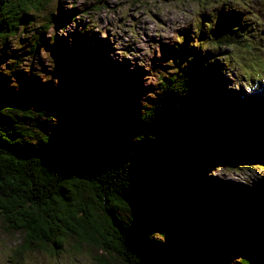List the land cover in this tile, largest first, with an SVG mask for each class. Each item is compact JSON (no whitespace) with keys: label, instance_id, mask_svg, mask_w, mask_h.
I'll use <instances>...</instances> for the list:
<instances>
[{"label":"trees","instance_id":"1","mask_svg":"<svg viewBox=\"0 0 264 264\" xmlns=\"http://www.w3.org/2000/svg\"><path fill=\"white\" fill-rule=\"evenodd\" d=\"M51 1L0 0V64L3 58L11 63L6 73L0 67V229L19 232L22 250L65 254L68 244L91 253L100 249V255L93 252L97 264L189 263L207 253L217 264L232 248L241 264H264V225L255 226L264 218V181L255 195L198 168L201 160L219 167L236 162L264 167L263 126L253 128L262 144H253L247 141L251 135L246 137L251 120L234 128L229 124L228 91L219 72L227 63L188 46L182 35L185 42L169 47V63L149 89L154 97L134 113L125 94L137 76L114 88L107 68L86 58L87 35L74 31L54 36L52 44L44 41L48 18L27 53L34 54L41 42L51 46L67 70V91L60 94L36 81L33 72L18 69L7 42L34 21L29 11ZM62 6L59 0L61 28L78 24ZM239 13L219 12L218 28L203 22L200 45L209 40L247 44V36L259 46ZM105 45L91 53L94 61L107 55ZM12 77L17 84L11 85ZM261 108L249 104L246 114L263 116ZM32 123L45 133L29 131ZM79 155L87 159L81 169L74 165ZM181 166L194 173L189 190L174 185ZM129 194L137 195L139 205L126 200ZM179 207L200 210L207 218L218 215L220 241L216 244V226L191 229Z\"/></svg>","mask_w":264,"mask_h":264},{"label":"rangeland","instance_id":"2","mask_svg":"<svg viewBox=\"0 0 264 264\" xmlns=\"http://www.w3.org/2000/svg\"><path fill=\"white\" fill-rule=\"evenodd\" d=\"M167 2L168 0H165V3ZM63 4L64 6L62 7L64 11L70 16L76 17L78 24L72 21L68 24L66 29L61 28L58 24L59 0H53L51 3L45 4L39 10L34 9L29 11V15L34 17V21L26 27H19L16 35L7 40L11 57L13 58V56L16 55L12 61H16L19 64L18 69L25 70L26 74L30 75V72H33L34 78L41 84L49 83L52 88H58L60 94L66 93L67 90L64 88V80L67 76V70L62 66L61 60L55 55L56 53L53 52L51 46L41 42L34 54L27 53L33 44L36 34H39L44 24H46L47 19L50 18V26L43 36L44 41L52 44V38L54 36L65 38L69 34L72 35L74 31L80 33L79 37L82 36L81 33L87 35L85 39L89 41H87L88 53L86 52V58L96 66L99 65L103 66V68H107L114 88H118L119 82L130 78L132 75L137 76V79L127 86L128 92L125 94L127 96V101L131 104L130 109L134 113L141 111L145 99L150 101L154 97V94L152 91L150 92L149 89L155 87L159 72L161 70V72H163V69H166L164 65L169 63V56L167 55L168 49L170 46H177V43H179L175 37H182L183 35L186 39V42L182 40L183 42L179 44L185 42L188 46H191L193 41L200 44L203 42V38H200L199 32L201 25L203 22L207 24L213 21L214 28H218L220 23H218L217 14L219 12H224L227 15L234 12H241V21L244 23V28H250V32H247V34L252 40L258 42L259 47H264V30H261L254 20L249 19L253 14L264 18V5H261L259 0H252L250 7L246 11H225L222 7L217 9L216 13L211 16L205 14L195 25L171 31L168 42H165L164 37L149 35L150 25H162L165 28H168L169 25L162 19L158 12L152 10L148 0H119V3L113 2V0H93L91 4H85L82 7L73 6L70 10L67 9V0H63ZM118 9L124 10L125 14L121 15ZM93 13L98 14L97 23L100 26V31H97L91 24ZM85 16H88L89 20H85L83 18ZM146 16H150L151 20L146 19ZM37 23L39 27L36 26ZM81 29L83 31H81ZM104 43H106L105 50L107 55H105V57L101 56L98 60L94 61V56L91 53L94 49L96 50L97 46ZM207 43H211V41L209 40ZM1 48L3 49V47ZM209 52L215 54L217 58L220 59L219 56L221 53ZM129 56L132 58L129 59ZM7 65H11L9 58H3L0 64L1 72L4 71L6 73L7 68H5V66ZM220 71L222 73V81L225 89L228 91L226 100L228 102L227 111L229 115V124L234 128L236 125H246V122L251 120L252 128L250 134L247 129V134L245 131L246 137L247 135H251L249 138L247 137V141L253 144H255L254 141H256L261 144V141L255 137L257 136V131H254L253 128L256 130V126L258 125L264 128V115L262 116L256 111L252 117H249L246 113L249 104H253L254 106L258 104L262 107L261 110L264 111L263 89L249 94L244 89V84L246 83L245 79L238 76L234 71H231L227 64L224 68L222 67L219 69V72ZM10 83L11 85L17 84L18 80L12 77L10 78ZM231 102H233V104L237 103V106L230 107L229 104ZM28 127L29 131L37 136H42L43 133H45V130L39 123L36 125L32 123ZM75 162L74 165L76 168L81 169V167L84 168L87 159H85L84 155H79L75 159ZM198 166L201 174H212L215 178L239 183L245 186L246 189H253L255 195L259 194L257 186L263 184L264 181V167L259 164L244 166L236 162L232 163L230 167L226 165H221L219 167L216 164L209 165L205 160H201L198 162ZM180 168L181 173L175 169L173 175L174 185L182 191L189 190L192 185V174L194 173L188 172L182 166ZM263 225L264 218L255 220L256 227L262 229L261 226ZM4 233L18 240L19 243L22 240L19 232L13 234ZM70 250H74L72 244L67 245V251L69 252ZM44 251L47 250L39 249L37 251H31L39 257L38 264H47L46 258L43 255ZM64 252L65 251L62 250L58 254L49 253L54 254L57 259H60ZM93 252L98 255L101 254L100 249L94 250ZM93 252L91 254L94 257ZM239 256L237 248L226 250L223 253L222 259H220L217 264H241ZM17 260L22 262V258H17ZM8 264H16V262L9 260ZM77 264H79V262H77Z\"/></svg>","mask_w":264,"mask_h":264},{"label":"clouds","instance_id":"3","mask_svg":"<svg viewBox=\"0 0 264 264\" xmlns=\"http://www.w3.org/2000/svg\"><path fill=\"white\" fill-rule=\"evenodd\" d=\"M113 2L119 3V0H113ZM259 2L264 5V0H259ZM91 3H93V0H67V9L70 10L73 6L82 7ZM148 3L152 10L158 12L169 25L168 28L162 25H150L149 35L164 37L165 42H168L171 31L195 25L203 15L211 16L216 13L217 9L222 7L225 11H246L252 0H168L167 3H165V0H148ZM118 11L121 15L125 14L124 10L118 9ZM83 18L89 20L88 16ZM146 19L151 20V17L146 16ZM249 19L254 20L259 28L264 30V18L253 14ZM97 20L98 14L93 13L91 24L97 31H100ZM36 26L39 27V24L37 23ZM175 39L179 43L183 42L179 37H175ZM244 40L249 42L243 44L234 40L223 44L206 42L200 45L193 41L191 46L200 48L202 52L221 53L219 58L228 64L231 71L245 79L244 89L251 94L264 87V47L254 44L247 36H244ZM223 53H227V55H223ZM128 58L131 59L132 57L129 56ZM17 252L22 253V262L17 260ZM43 255L47 264H77V262L79 264H96L91 252L79 247L63 254L60 259H57L54 254H50L48 251H44ZM9 260L15 261L16 264H38L39 257L31 250H22L18 240L9 237L0 230V264H8Z\"/></svg>","mask_w":264,"mask_h":264},{"label":"water","instance_id":"4","mask_svg":"<svg viewBox=\"0 0 264 264\" xmlns=\"http://www.w3.org/2000/svg\"><path fill=\"white\" fill-rule=\"evenodd\" d=\"M127 201L134 205H139V199L136 194H129L125 197ZM180 208V214L184 217L185 221L189 225L191 229H198L202 226V223H205L207 225L216 226L213 231L215 233L216 238V244L220 241L221 238V229L218 222V215L215 216V218L211 217H205L206 215L203 214L202 211L187 208V207H179ZM149 264H163L159 261L157 262H149ZM176 264H216V256L212 255L211 253H207L205 257L200 261H193V262H187V263H176Z\"/></svg>","mask_w":264,"mask_h":264},{"label":"bare ground","instance_id":"5","mask_svg":"<svg viewBox=\"0 0 264 264\" xmlns=\"http://www.w3.org/2000/svg\"><path fill=\"white\" fill-rule=\"evenodd\" d=\"M224 84V83H223ZM224 88H225V86H224ZM232 101V100H231ZM237 103H235V104H233V102H231L229 105H230V107H236L237 105H236ZM240 109V108H239ZM256 138H258V140L259 141H261V137H258V136H255ZM263 139H264V137H263ZM261 144H262V142H261Z\"/></svg>","mask_w":264,"mask_h":264}]
</instances>
